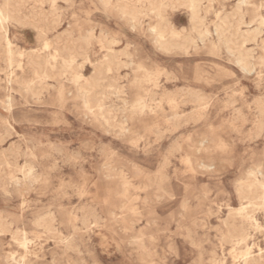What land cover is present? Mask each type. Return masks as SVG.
Instances as JSON below:
<instances>
[{"label":"rangeland","instance_id":"rangeland-1","mask_svg":"<svg viewBox=\"0 0 264 264\" xmlns=\"http://www.w3.org/2000/svg\"><path fill=\"white\" fill-rule=\"evenodd\" d=\"M115 1L0 0L13 51L10 66L0 29V264H243L245 246L264 264V205H249L250 183L264 180V25L252 20L264 0L204 2V41L186 7L166 8L194 40L169 51L156 17L135 23ZM217 16L245 35L260 28L238 46L248 72L219 41ZM108 48L116 65L90 110L80 86Z\"/></svg>","mask_w":264,"mask_h":264},{"label":"bare ground","instance_id":"bare-ground-1","mask_svg":"<svg viewBox=\"0 0 264 264\" xmlns=\"http://www.w3.org/2000/svg\"><path fill=\"white\" fill-rule=\"evenodd\" d=\"M214 0H116L115 4L117 5L119 11L127 16L129 20L133 22H138L140 20V17L142 14H152L154 17L158 19V23L156 26L153 27V31L155 33V39L156 42L159 44V47L163 50L169 51L172 48H185L188 44L193 43V39L185 36H181L180 33H178L171 25L170 21L165 15L166 8L176 9L178 6L186 7L190 12V21H191V29L197 33L198 37L204 41L210 34L209 27L206 23V17L202 15L203 11V3L207 2L208 5H211V3ZM246 0L242 1V4ZM52 4L55 5L57 0H51ZM236 2V1H235ZM106 4L111 3V0H105ZM251 3V2H250ZM9 2L5 4L4 7H0V29L4 31V35L6 33L4 23L7 21V19H11V11L9 10ZM209 8V6L207 7ZM258 9H255V13L252 16L253 21L260 22L261 25H264V18L260 16L259 13H257ZM208 11V9H207ZM206 11V12H207ZM237 15L240 16L239 24H242L243 14L241 13L240 6L238 7V13ZM218 21L214 23L215 27V33L219 39V41H222L223 44L226 46L227 50L237 55L238 63L241 65V67L245 71H249L251 69V62H249V54L243 53L239 49V44L243 43L245 41H248V37L250 35V38L252 37L255 39L257 35L260 34V28L255 29L254 31H251L250 33H247L246 35L244 33L240 32L239 28H235L230 22L227 17H220L217 16ZM143 20V19H142ZM92 32V31H91ZM5 39L7 42V46L9 47L8 55H9V65L12 66V55L13 51L10 49L11 43L9 42V39L5 35ZM93 39V33L88 34L85 37H82L80 41L78 42L77 47L74 49L76 52V56L78 55V51L84 50L85 47L89 46L91 43V40ZM110 41V40H109ZM113 41V40H112ZM48 46V45H46ZM7 47V48H8ZM4 50V49H3ZM126 53V52H125ZM71 55H74L73 53ZM73 59L70 62H66L68 64H71L74 62L75 57L72 56ZM89 60V59H88ZM116 57L111 50V48H108L107 54L104 56V60L99 65V70L97 73V76L92 79V81H86L85 83L80 86L81 91L83 92V100L86 106L91 110L92 107L97 106L99 109L101 108V103L98 101L96 95H90V93L98 88L101 85V82L104 80L103 75L105 72H109L113 69L114 65H116ZM32 62L35 65H38L39 62H36V60H32ZM9 66V67H10ZM9 69V68H8ZM10 70V69H9ZM11 72V70H10ZM79 79H83L84 76L78 74ZM256 75V74H255ZM254 75V76H255ZM261 76V75H260ZM256 77V76H255ZM11 78V77H10ZM147 80V79H146ZM142 83V82H140ZM136 85V84H135ZM139 87V86H138ZM182 88V87H181ZM8 89V88H7ZM187 89V88H186ZM183 92V89H182ZM189 94V93H188ZM195 96V95H194ZM193 98V97H192ZM181 99V98H180ZM198 99V97H197ZM202 98H200V101ZM146 102V101H145ZM172 102V101H171ZM196 103V102H195ZM203 103V102H202ZM94 104V106H92ZM151 104V103H150ZM159 105V104H158ZM199 104H197L198 106ZM203 105V104H202ZM166 107V106H165ZM134 111H142L145 108L143 98L140 94L136 95L134 104H133ZM95 114V113H93ZM9 125V124H8ZM226 141V140H224ZM30 142V141H29ZM28 142V143H29ZM204 144V143H203ZM102 145V144H101ZM108 146V145H107ZM169 145H167L168 147ZM102 147V146H100ZM166 147V148H167ZM77 149V148H76ZM110 149V148H109ZM108 149V150H109ZM194 149V148H193ZM11 150V149H10ZM107 150V149H106ZM180 150V149H179ZM77 151V150H76ZM112 151V150H111ZM110 151V152H111ZM174 151V150H173ZM72 152V151H71ZM114 152V151H113ZM74 153V152H73ZM114 154V153H113ZM192 154H194L192 152ZM62 155V154H61ZM73 155V154H72ZM76 155V154H75ZM78 155V153H77ZM99 155V154H98ZM79 156V155H78ZM103 156V154L101 155ZM112 156V155H111ZM76 157V156H74ZM70 158V157H69ZM78 158V157H76ZM107 158V157H106ZM167 158V157H166ZM167 160V159H166ZM236 161V160H235ZM220 162V161H219ZM227 163V162H226ZM264 164V162H263ZM24 166V165H23ZM226 166V165H225ZM106 167V166H105ZM214 167V166H213ZM212 167V168H213ZM24 168V167H23ZM220 168V167H218ZM107 169V168H106ZM192 169V168H191ZM217 169V168H216ZM92 170V169H91ZM220 170V169H219ZM122 171V170H121ZM120 172V171H119ZM215 173V172H214ZM127 174V173H126ZM250 175V174H249ZM254 176V175H253ZM160 178V177H159ZM165 178V177H164ZM17 179V178H16ZM122 180V179H121ZM125 179L123 178V181ZM123 183V182H122ZM94 185V184H93ZM145 187V186H144ZM153 190V189H152ZM144 191V190H143ZM151 191V190H150ZM223 192V191H222ZM124 193V192H123ZM127 193V192H126ZM129 193V192H128ZM250 203L249 205L253 204L254 199H259L261 203L264 205V180L260 181L258 179L253 180L250 183ZM256 195V196H254ZM228 197V196H227ZM248 209V206H243L241 211L246 212ZM89 210V209H88ZM93 210V209H92ZM96 210H94V214ZM91 212V210H90ZM89 212V213H90ZM81 213V211H80ZM84 213V212H83ZM92 213V212H91ZM91 215V214H90ZM93 216V214L91 215ZM246 218L250 221H252L253 217L249 216V213H246ZM94 217V216H93ZM97 218V217H96ZM95 218V220H96ZM85 219V218H84ZM98 219V218H97ZM1 220V219H0ZM83 220V219H82ZM94 220V219H93ZM48 221V220H47ZM83 222V221H82ZM88 222V221H87ZM86 222V223H87ZM97 222V220H96ZM95 223V222H94ZM100 223V221H99ZM39 225L44 224V220L40 219L38 222ZM48 224V223H47ZM81 224V223H80ZM90 224V223H89ZM82 225V224H81ZM89 226V225H88ZM47 227V226H46ZM49 228V227H48ZM50 230V229H49ZM48 230V231H49ZM52 230V229H51ZM95 230V229H94ZM84 232V231H83ZM48 233V232H47ZM54 234V233H52ZM100 234V233H99ZM235 234V233H234ZM101 235V234H100ZM188 235L190 236L189 232ZM192 235V234H191ZM96 236V235H95ZM105 238V237H104ZM103 238V239H104ZM190 238V237H189ZM188 238V239H189ZM101 239V238H100ZM106 239V238H105ZM99 240V239H98ZM102 240V239H101ZM219 240V239H218ZM246 236H241L237 239V245L240 246L243 242H245ZM20 245L25 248H27L28 241L27 238L24 237L22 240L19 241ZM101 243V242H100ZM194 243V242H193ZM102 246V244H101ZM31 247V246H30ZM72 247V246H71ZM53 250V249H52ZM20 256V255H19ZM240 258L242 260L243 264H260L258 263V260L253 256V253L251 251V248L248 246L243 247V250L240 252ZM33 263V262H32Z\"/></svg>","mask_w":264,"mask_h":264},{"label":"snow or ice","instance_id":"snow-or-ice-1","mask_svg":"<svg viewBox=\"0 0 264 264\" xmlns=\"http://www.w3.org/2000/svg\"><path fill=\"white\" fill-rule=\"evenodd\" d=\"M262 210H264V209H262ZM262 231H264V229H262Z\"/></svg>","mask_w":264,"mask_h":264}]
</instances>
